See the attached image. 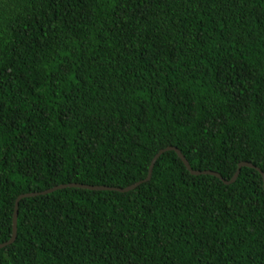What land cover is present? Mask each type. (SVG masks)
Here are the masks:
<instances>
[{
	"label": "trees",
	"instance_id": "1",
	"mask_svg": "<svg viewBox=\"0 0 264 264\" xmlns=\"http://www.w3.org/2000/svg\"><path fill=\"white\" fill-rule=\"evenodd\" d=\"M168 147L264 172V0H0V244L20 195ZM0 264H264V180L169 151L21 200Z\"/></svg>",
	"mask_w": 264,
	"mask_h": 264
},
{
	"label": "water",
	"instance_id": "2",
	"mask_svg": "<svg viewBox=\"0 0 264 264\" xmlns=\"http://www.w3.org/2000/svg\"><path fill=\"white\" fill-rule=\"evenodd\" d=\"M169 151H174L178 157L182 160V162L184 163V165L186 166V168L188 169V171L193 175V176H201V175H210V176H215L217 178H219L220 180H222L226 185H231L233 183H235L240 175L241 169L243 167H248V168H252L257 170L259 173H261L263 180H264V172H262L259 168H257L256 166H254L252 163H248V162H242L239 164L237 172L235 173L234 177L230 180H224L222 178V176L219 173L213 172V171H196L194 170L190 163L188 162V160L186 159V157L183 155V153L175 148V147H168L166 149L161 150L153 159L151 166H150V170H149V174L148 177L141 181L138 182L134 185H131L129 187L126 188H113V187H106V186H89V185H82V184H77V183H70V184H63V185H59V186H55L54 188H51L49 190L43 191V192H39V193H27V194H23L20 195L18 197V199L16 200V204H15V211H14V216H13V232H12V237L11 239L3 244H0V250L13 244L18 236V214H19V203L21 200L25 199V198H30V197H37V196H42V195H47V194H51L53 192H56L58 190H63V189H67V188H80V189H86V190H91V191H117L120 193H128L130 191L135 190L137 187H139L140 185H142L143 183H146L148 181L151 180L152 175H153V170L155 167L156 162L158 161V159L166 152Z\"/></svg>",
	"mask_w": 264,
	"mask_h": 264
}]
</instances>
